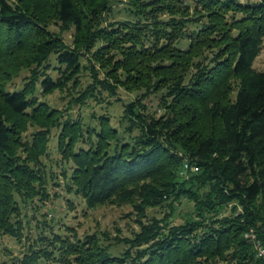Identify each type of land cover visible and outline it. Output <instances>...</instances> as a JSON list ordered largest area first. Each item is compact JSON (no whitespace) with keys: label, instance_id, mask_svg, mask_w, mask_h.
Returning <instances> with one entry per match:
<instances>
[{"label":"trees","instance_id":"16d2710c","mask_svg":"<svg viewBox=\"0 0 264 264\" xmlns=\"http://www.w3.org/2000/svg\"><path fill=\"white\" fill-rule=\"evenodd\" d=\"M112 2L0 0V233L22 238L17 198L39 194L41 178L30 165L48 153L49 131L58 123L33 94L65 89L82 71L80 52L93 51L127 90L161 92L162 113L148 116L142 102L127 104L124 132H141L130 141L105 116L99 129L60 126L58 147L74 165L68 183L91 208L132 207L140 227L131 238L118 232L107 246L95 236L77 244L57 236L66 257L76 264H262L244 235L254 229L264 243V72L252 67L264 38V0L206 1V22L190 15L188 0H134L139 22L106 29ZM166 11L180 18H159ZM235 13L240 18L230 19ZM53 20L76 27L75 49L48 30ZM52 56L65 65L60 78L37 79V90H9L20 70ZM31 122L45 131L23 160L20 134ZM87 133L89 147L76 150L77 137ZM184 198L194 212L174 225ZM156 208L170 211L150 218ZM120 245L125 249L114 254ZM29 257L23 264H34Z\"/></svg>","mask_w":264,"mask_h":264},{"label":"rangeland","instance_id":"374dc122","mask_svg":"<svg viewBox=\"0 0 264 264\" xmlns=\"http://www.w3.org/2000/svg\"><path fill=\"white\" fill-rule=\"evenodd\" d=\"M11 1L15 2V0ZM138 1L147 3L151 0ZM206 1L210 0H188L192 5L190 15L193 18L198 17L201 22H206L204 8ZM237 1L241 4L258 2V0ZM179 5L185 7L181 3ZM135 11L134 0H113L110 12L105 16L102 27L110 29L118 28V25L123 22L137 23L139 18L136 17ZM167 12L161 14L159 18L166 22L176 17L180 18L179 15H171ZM233 16L240 18L241 15L230 14L229 18L231 19ZM142 24L144 25L143 21ZM194 26L196 25L188 24L187 29L193 30ZM48 30L60 38L67 47L75 49L76 27L74 25L53 20L48 25ZM80 53L83 64L82 71L79 75H70L71 80L68 81L65 89H56L47 94H39V91L36 94L32 93L33 101L37 102L38 106H46L49 113L58 117V123L49 131L48 153L40 159L39 163L30 165L41 178V181L36 183V190L39 194L30 200H23L19 196L17 198L20 206L18 218L23 221L24 225L22 238L18 239L0 233V264H23L28 256L35 260L34 264H76L73 255L66 257L64 245L62 242L56 241L57 236L75 244L90 236H95L104 246H107L116 244L114 238L118 232L122 238H131L133 233L140 231V227L136 223L138 218L133 213L132 207L105 203L91 208L85 199L76 193L65 175H70L74 165L68 156L61 152L57 141L61 133L60 126L65 123L77 126L79 122H83L92 129L93 127L99 129V122L103 116L109 117L113 126L119 128L122 140L130 141L133 137L139 136L141 132L137 128L131 133L124 132L125 128L130 126V123L123 122L125 106L131 102H142L145 105L146 114L156 117V114L162 113L160 98L163 94L161 92L129 91L118 84L116 77L107 75L105 70L113 68L112 64L110 67H104L97 58L93 57V51L83 50ZM252 67L257 72H264V38ZM65 69V65L59 63L57 56H52L41 67L34 66L30 69L20 70L11 82L9 90L19 91L26 88L37 90L39 84L37 83L36 86L33 82L47 77L56 80L62 76ZM110 88L111 90H109ZM43 131L45 130L31 122L27 129L20 134V145L23 147L18 148V153L23 160L27 158L28 154L26 147H30L34 137ZM88 136L87 133L85 136L77 137L79 143L76 145V150L81 146L89 147L91 140ZM92 137L95 138L94 135ZM114 144L116 146L117 142ZM233 204L231 205L233 206ZM193 207L194 204L184 198L172 219L173 224H181L183 216L188 217L194 212ZM238 210L241 211V208ZM169 211V208H156L150 209L148 213L150 218L161 219ZM42 239L46 240L41 241ZM33 249L36 251L46 250L50 256H38ZM124 249L125 245H120L113 248L112 251L114 254H119Z\"/></svg>","mask_w":264,"mask_h":264},{"label":"built area","instance_id":"2783aa9c","mask_svg":"<svg viewBox=\"0 0 264 264\" xmlns=\"http://www.w3.org/2000/svg\"><path fill=\"white\" fill-rule=\"evenodd\" d=\"M187 168L188 165L185 166V169ZM244 238L248 243L253 245L257 258L264 264V243L258 233L254 229H250L245 233Z\"/></svg>","mask_w":264,"mask_h":264}]
</instances>
